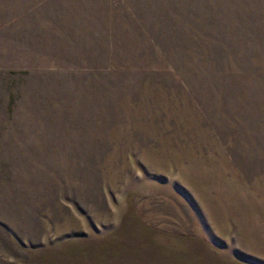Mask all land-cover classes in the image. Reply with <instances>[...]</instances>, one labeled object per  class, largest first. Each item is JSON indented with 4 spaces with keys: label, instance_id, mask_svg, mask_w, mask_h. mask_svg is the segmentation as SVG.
<instances>
[{
    "label": "rangeland",
    "instance_id": "obj_1",
    "mask_svg": "<svg viewBox=\"0 0 264 264\" xmlns=\"http://www.w3.org/2000/svg\"><path fill=\"white\" fill-rule=\"evenodd\" d=\"M0 264H264V0H0Z\"/></svg>",
    "mask_w": 264,
    "mask_h": 264
}]
</instances>
